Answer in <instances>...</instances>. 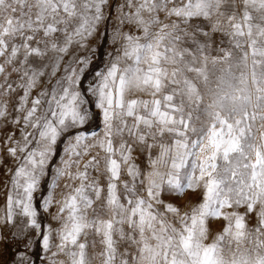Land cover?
Returning <instances> with one entry per match:
<instances>
[{"label":"snow or ice","instance_id":"6c2138e0","mask_svg":"<svg viewBox=\"0 0 264 264\" xmlns=\"http://www.w3.org/2000/svg\"><path fill=\"white\" fill-rule=\"evenodd\" d=\"M0 198V264H264V0H0Z\"/></svg>","mask_w":264,"mask_h":264},{"label":"rangeland","instance_id":"374dc122","mask_svg":"<svg viewBox=\"0 0 264 264\" xmlns=\"http://www.w3.org/2000/svg\"><path fill=\"white\" fill-rule=\"evenodd\" d=\"M225 46L227 47V44H226ZM103 50H104V51H107V50H109V49H108L107 46L105 45V47H104ZM105 59H106V57H105ZM61 147H62V145H61ZM3 203H4L3 198H0V205H3ZM180 203H183V201H180ZM46 222H47V221H46ZM222 225H223V221H219V222H214L212 227H213L214 230H218ZM97 264H98V262H97Z\"/></svg>","mask_w":264,"mask_h":264}]
</instances>
